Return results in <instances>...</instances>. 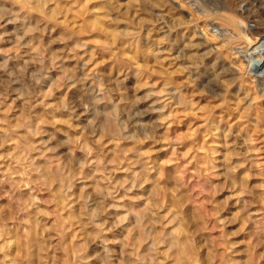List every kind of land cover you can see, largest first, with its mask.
<instances>
[{"label":"rangeland","instance_id":"374dc122","mask_svg":"<svg viewBox=\"0 0 264 264\" xmlns=\"http://www.w3.org/2000/svg\"><path fill=\"white\" fill-rule=\"evenodd\" d=\"M202 1L0 0V264H264V92Z\"/></svg>","mask_w":264,"mask_h":264},{"label":"bare ground","instance_id":"6f19581e","mask_svg":"<svg viewBox=\"0 0 264 264\" xmlns=\"http://www.w3.org/2000/svg\"><path fill=\"white\" fill-rule=\"evenodd\" d=\"M179 1H181L183 3V5L187 6L189 8V10L192 9V10H194V12H196L200 15L205 16L206 13L208 12L204 8V6L202 5L203 4L202 0H179ZM225 1H224V4H225ZM226 2H228V1H226ZM224 4L222 5L221 8L215 7L216 10L214 9L215 13H214L213 18L214 17L219 18L224 24L227 23L226 25L228 27H230V29L227 27L226 28H223V27L220 28V27L212 24L213 23L212 19H211L212 23H209V24L207 23L208 25L206 26V28L208 31L212 32V34L215 33V34L225 38L226 43H232V44H234V43H247L246 47H248V48H246V49L242 48L243 50L242 49L239 50V49L233 47V48H231V50L234 51V55H237L238 59L241 60V65L245 64L243 71H244V73L247 72V74L249 75L248 77L251 76L250 79L253 81L251 83H256L258 85V87L263 90L262 92H264V0H249V3L246 4L245 6H243L244 8L242 9V11L237 12V13L230 12L231 10L229 11V9L224 6ZM211 18H212V16H211ZM251 24H253V28L252 27L249 28L251 26ZM258 27H260L262 29H258ZM206 28H204V30ZM204 34H206V32ZM214 36H216V35H214ZM241 67L242 66H240V68ZM242 69H243V67H242ZM251 80H249V81H251ZM263 95H264V93H263ZM137 216L139 217V215H137ZM140 222H141V220H140ZM141 241H142V237H141ZM138 242H139V240H138Z\"/></svg>","mask_w":264,"mask_h":264}]
</instances>
